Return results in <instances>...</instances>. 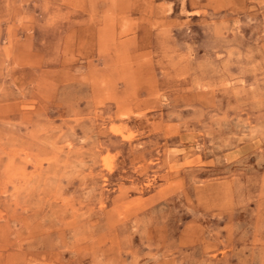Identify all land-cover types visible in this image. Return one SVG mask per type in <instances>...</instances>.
I'll return each instance as SVG.
<instances>
[{
    "label": "rangeland",
    "instance_id": "374dc122",
    "mask_svg": "<svg viewBox=\"0 0 264 264\" xmlns=\"http://www.w3.org/2000/svg\"><path fill=\"white\" fill-rule=\"evenodd\" d=\"M0 264H264V0H0Z\"/></svg>",
    "mask_w": 264,
    "mask_h": 264
}]
</instances>
